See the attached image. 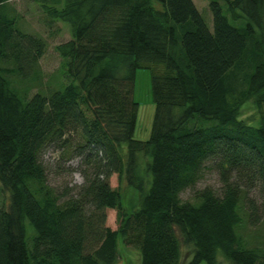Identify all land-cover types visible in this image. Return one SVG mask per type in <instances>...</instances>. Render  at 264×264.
<instances>
[{
  "label": "trees",
  "instance_id": "obj_1",
  "mask_svg": "<svg viewBox=\"0 0 264 264\" xmlns=\"http://www.w3.org/2000/svg\"><path fill=\"white\" fill-rule=\"evenodd\" d=\"M7 1L0 264H113L120 244L135 250L136 264H213L218 254L264 264V246L238 232L260 218L251 188L264 201V118L254 125L238 116L246 100L264 103V1L222 0L230 23L209 0L208 28L193 0H32L43 24L67 22L70 33L54 46L62 81L45 92L37 65L44 40L14 24ZM140 66L150 71L154 104L144 140L132 134ZM50 144L66 160L78 157L83 181L72 192L45 180L38 156ZM206 166L217 172V193L201 187L182 200L179 191ZM111 174L137 191V204L123 205ZM106 208L116 209L115 229L104 225ZM182 242L191 248L183 262Z\"/></svg>",
  "mask_w": 264,
  "mask_h": 264
},
{
  "label": "rangeland",
  "instance_id": "obj_2",
  "mask_svg": "<svg viewBox=\"0 0 264 264\" xmlns=\"http://www.w3.org/2000/svg\"><path fill=\"white\" fill-rule=\"evenodd\" d=\"M209 0H193V5L196 6L200 15L203 16L205 25L208 28H211V15L208 9ZM221 5L224 15L227 16L230 23H235L234 20H231L229 14H227L226 6L222 0H216ZM264 1V0H263ZM8 5L14 8L16 15V21L14 24L22 29L26 30L31 34H38L45 44V50L42 52V56L38 59L37 65L40 69V78L42 83L38 86L43 92L48 91L49 88H55L59 81H62L60 75V57L55 53L54 46L56 42L65 41L70 37L68 32L69 27L68 23L60 22L55 20L53 24L48 27L46 24H43V13L39 11L37 3L32 0H9L7 1ZM154 7H158L156 1H152ZM134 74L133 82V100L137 103L136 106V119L134 120V129L132 131L133 137L144 140L149 136V130L151 126V120L153 116L154 104L151 101V86H150V71L144 66L136 68ZM36 88H33L35 90ZM239 108V118L245 120V122H250L251 124L256 125L258 123L259 117L264 118V103L253 105L249 100L242 103L238 106ZM63 148H57V146L50 144L42 148L40 156L38 158L44 165L45 169V180L51 188H54L56 192L63 193V191H74V185H79L82 183L83 178L79 172V161L78 157L72 156L69 160L64 158ZM109 187L118 188L120 192V197L122 198L123 205L134 206L138 202L137 191H134L127 185H124L125 182H118L117 176L111 174L108 178ZM211 187L212 191L217 193V190L220 187V181L218 182L217 172L212 170L211 167H207L203 170L202 175L195 181L194 186L188 187L183 191H179V196L182 200H186L191 197V192L197 190L198 188ZM72 192V191H71ZM250 197H253L256 205L258 206L257 211L260 213V218L258 222L252 225L243 223L239 233H241L245 241L250 243H257V245L264 246V201L261 203L262 194L258 190L251 188ZM264 200V199H263ZM244 207V206H243ZM242 207V208H243ZM244 209V208H243ZM242 209V210H243ZM245 210V209H244ZM116 209L106 208L105 210V221L104 225L109 227V229H115L117 226V218H115ZM26 232L30 230L29 224L26 222ZM237 233V232H236ZM29 234V233H28ZM262 242V243H261ZM181 262L185 261L188 258L190 253V246L180 243ZM118 256L114 259L113 264H136L138 261L137 253L131 247L122 246L121 244L117 247ZM218 254V253H217ZM198 264H205L204 261ZM213 264H230L226 257L221 254L217 255V262Z\"/></svg>",
  "mask_w": 264,
  "mask_h": 264
}]
</instances>
